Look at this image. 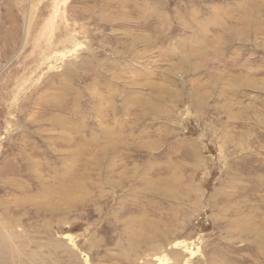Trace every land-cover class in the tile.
<instances>
[{
	"label": "rangeland",
	"instance_id": "374dc122",
	"mask_svg": "<svg viewBox=\"0 0 264 264\" xmlns=\"http://www.w3.org/2000/svg\"><path fill=\"white\" fill-rule=\"evenodd\" d=\"M50 1L0 0L3 264H264V0H68L38 54Z\"/></svg>",
	"mask_w": 264,
	"mask_h": 264
},
{
	"label": "bare ground",
	"instance_id": "6f19581e",
	"mask_svg": "<svg viewBox=\"0 0 264 264\" xmlns=\"http://www.w3.org/2000/svg\"><path fill=\"white\" fill-rule=\"evenodd\" d=\"M68 0H51L47 8L49 9L48 14L49 18L43 20V23L40 29L37 31V36L34 39L32 44V49L37 51L38 54H45L44 52H52L59 46L64 48L67 44L71 43L75 36V30H80L81 35L84 33V25L83 24H70L68 25V19L64 16L66 12V5ZM29 14L25 16V23H24V43L27 40L26 38L32 31H34L35 27H33V17H32V3L29 0ZM43 13V11H42ZM68 15V14H67ZM70 15V14H69ZM84 13H78L74 18L76 21L84 19ZM72 16V15H71ZM62 25L60 33L54 34L55 29ZM32 30V31H31ZM30 36V35H29ZM83 36V35H82ZM29 39V38H28ZM25 47V46H24ZM41 51V53L39 52ZM9 242L7 237H3L0 241V264H3V257L5 258L8 255V252H11V249H8ZM12 254V253H11ZM13 257V256H12ZM9 261V260H8Z\"/></svg>",
	"mask_w": 264,
	"mask_h": 264
}]
</instances>
